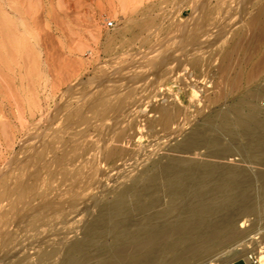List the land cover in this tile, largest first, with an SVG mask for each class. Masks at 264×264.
<instances>
[{
  "label": "bare ground",
  "instance_id": "6f19581e",
  "mask_svg": "<svg viewBox=\"0 0 264 264\" xmlns=\"http://www.w3.org/2000/svg\"><path fill=\"white\" fill-rule=\"evenodd\" d=\"M11 1L12 4H15L18 0ZM185 1L191 7L192 16L201 15L202 18L204 14L208 17L210 14L209 12L212 13L211 9L213 10L214 5L208 4L207 0H195V2L193 0ZM197 1L199 3L198 6H196ZM1 2L6 9L4 12L9 10V12L13 13L16 23L19 19V15H17L16 10L13 9L16 8L18 10L17 5L16 7L10 4L7 5L8 1L6 3L4 0H1ZM20 2L22 1L20 0ZM250 4L253 8L249 11V16L252 20H255H251L252 24L259 22V20L261 22L264 17V0H251ZM227 5L228 4H226L224 8H226ZM240 6L239 8L241 10L242 7ZM23 8L25 9V7ZM5 9L0 8L1 12ZM219 9L221 10L222 8L219 7L218 10ZM234 10L236 11L237 9ZM235 11H233L234 14L237 12ZM238 12L240 13L242 11ZM219 14L221 13L219 12ZM244 14L247 15V12ZM213 16L215 17V15ZM6 18L8 19V17ZM11 19L10 24L13 25L14 23L12 24ZM4 21L6 20L4 19ZM180 22L182 25L178 23L181 26L179 27V31H182L185 24L182 23V21ZM134 23V21H127L122 28L115 26L110 29L106 35L107 42L119 41L118 46H123L126 42L129 43L130 40L135 41L138 39L140 36L137 38L136 31L132 32V37L123 39L124 35L122 30ZM250 23H246V25L252 27L253 25L251 26ZM4 24L6 25V23ZM136 24L138 26V32L140 33L144 32L147 35L156 33V30L153 29L154 21L151 18H144ZM211 24V26L216 25L215 23ZM152 26L153 28H151ZM158 27H161V25ZM200 27H202V24L196 26L195 30L198 31ZM248 27L245 28L248 30ZM262 27V24L255 29L253 26L249 28L250 31L253 29L251 32L245 29L247 33H250H248V35L246 33V36L242 32L241 34H237L238 37L241 35L240 38L242 36L244 37L237 42V46L232 45L236 47L235 49H233V47V50L230 49V46L233 44L234 39L232 40L230 36H228V38H231V44L228 42L222 44L221 47L219 45V54L221 57L220 61H217V68H223L221 67L223 64L226 62L229 63L230 60L226 58L234 53L233 56H230L232 57L231 63L226 66L227 68L229 67V70L226 68L228 73L225 75L226 77L229 75V80L227 79V84H225L221 90L218 88V93L213 96L205 97L203 103L204 108L211 102H219L229 94L241 92L244 86L253 83L258 74L264 72L263 59L258 56H252L251 52V49L260 42ZM8 30L12 35V33L15 32L14 30L17 29L10 27ZM173 30L176 32V29ZM157 31L159 32V29H157ZM236 31L237 30L234 31V35L238 33ZM17 32H19V30H17ZM205 32H207V30H205ZM208 32L212 37L218 36L217 34H212L210 31ZM23 33L26 39L31 37V32L28 27L24 29ZM7 35L9 36V33H7ZM14 37H16V35H14ZM204 37L206 38V36ZM214 38H211V41H213ZM217 39L218 38L214 40ZM204 40L203 42H208ZM1 41L3 42V40ZM213 42L211 43L209 41L208 43L213 44ZM200 43H202L201 40ZM153 44L159 46L155 41L149 39L145 40L144 37L141 41L140 49H144L145 46H148L149 49L139 54L136 53L137 49L132 53L131 57L135 60L131 65L126 64L124 60L122 64H125L127 67L125 70L122 67L123 65H121L122 60H120V62L115 64V71L110 72L111 74L107 76H105V74L93 76L81 81V88L80 91H78L80 93L71 96L76 103L68 110L66 117L62 120L64 122L66 118L71 117L75 121V123L73 122L74 126L70 128V130H65V127L61 129V126L60 129H55L52 132L37 134V136H34L35 138L32 144L38 146V152L32 155L33 161L31 165H27V162H25L26 160L23 161L25 163L20 162L18 156L19 159H16L21 165H17L15 168L13 167L15 171L12 169L14 172L12 171L13 178L10 181L9 172H6V169L4 170L0 177V234L2 235L4 229L8 230V232L2 236L0 235V242L3 238L5 245L7 243L13 244L6 245L7 249L0 252V259L5 261H1L2 264H209L211 262L213 264H228L233 261H243L247 264V257L249 254H253L259 264H264V222L256 226L253 218L249 216L246 217L250 211L253 212L252 203H254V200H257L259 209H264V180L254 186L251 184V178L245 170L239 167H230L224 168L223 172H221L224 175L223 178L209 180V182L197 181V174H201V177L205 178V175H207L208 172L211 174V171L215 170L217 166L212 163L206 164L203 161H193V157H189L190 155H200L203 157L229 159V156H219L220 153H225L227 151L225 148H213L214 144L219 142V139L215 135V127H217L222 132L231 134L240 132V134L243 135H251L253 137V141L251 142L252 145H254L252 150H254L253 152L258 151L260 156L258 155L259 157L257 156V159H253L254 157L251 158L249 162L253 161L263 164L264 108L262 106H264V99L262 98L263 104L257 105L260 101L256 104L253 102L254 99H250L251 103L246 98H254L252 96L257 93L256 90L264 89V82L261 84L262 86L260 85V88L255 86L244 92L245 95H240L232 108L228 107L224 110L222 108V110L218 111H209L203 114L202 122H194L193 118L191 119L192 112H189V108L181 105V91H179L184 86L190 88V86L185 83L190 82V74L186 75L183 72V63L177 62V60L171 56L172 52H170V50L169 52H164V50L162 53H154L155 49H153ZM209 44H207V46ZM199 45H197L196 48H198ZM202 45L201 47H206V44L202 43ZM217 49H215L216 51H214V49L212 50L213 54L214 52H218ZM198 50L196 49V51ZM196 51H191L186 55L184 61L189 62L193 66H208L211 64L212 55H208L210 58L201 59L200 52L197 53ZM126 53H129V51ZM225 59L229 61H225ZM1 61L2 60H0V62ZM224 61L225 63H223ZM101 70L99 69V71ZM186 77H188V79H186ZM173 86H176L175 88H177V90H174ZM74 88L76 87H72L71 90ZM253 103L257 106L254 107L255 104ZM196 104V106H198L201 103ZM15 108L17 109L18 107ZM246 108L251 111L252 115H248V110ZM200 109H196V111L193 110L195 114H199L203 110ZM17 110L21 109L18 108ZM246 110L247 114H245ZM18 112L17 120L20 122V125H22L25 118L22 111ZM117 112L121 113L122 117H125L123 114L126 115L127 118L132 117V122L128 121L127 118L125 120L128 121V123L131 122L130 125L125 124V126H123L124 124H122V122L125 123L123 119L111 121V115ZM98 115H100V117H98ZM117 116H113L112 118H117ZM181 117L182 119L180 120ZM141 121L147 123L151 128L159 126L160 130L165 131L164 137L166 136L167 138L168 136L169 141L164 138V140H161V144H157L156 142L155 148L152 146V151L148 152L142 150L143 148L141 149L139 146V148H130L134 146L135 141H137V139L135 140L137 131L131 130L135 129L136 123H141ZM102 122H104V124L100 126ZM184 123L190 125L187 131H184L182 128ZM7 124L9 126L13 125L10 122H7ZM83 124H85L86 127L84 125V128L82 127L83 129L79 128V125L83 126ZM258 130L259 132L254 134V132ZM260 144L262 148L257 149L255 146ZM5 146L0 141V160L3 159L4 156L3 147L4 149L7 148H5ZM126 146H129V148H126ZM32 148L31 145L26 150L22 151V153H26L27 150ZM161 149L171 154L164 153L159 155L158 152L159 156H157L149 166L148 174L145 170L141 171L134 167L139 171L136 176L139 178L136 179V177H134L135 180L129 187L114 192V199L112 198L114 201L112 200V203L110 202L112 206L114 205V211L110 205L108 206V208L110 207L111 209L110 212L104 210L99 213L94 220L97 223L105 224L107 222L106 219L112 216V212L119 213L126 209L125 206L129 204V196H133L134 194H131V192H138L135 189L139 185L136 186V184H138V179H141L142 174L145 173L147 177L144 175L145 177L143 178L154 185L160 184L161 180L165 182H163L164 192L162 196L157 195L159 192L156 191L158 193L155 194V197L151 196L152 199L149 198L150 196H147V199H141L142 201L139 202V200L137 203L141 210L151 208L154 204L160 203L159 206H161V208L158 207L160 209L157 210L162 214L160 217L168 216L160 219L158 223L143 225L135 223L133 224V229L128 231H132V236L123 235L121 233L116 234L118 233L116 232L111 245L107 246L100 244L99 251L94 255H87V250L92 244L97 245L99 243L96 239L103 235L102 233L105 232L104 230L96 233L92 231V234L89 233L90 236H83L81 238L75 237L76 239L74 238L70 242L66 240L62 242L60 246L59 244L55 246L56 244H50L46 241H41L42 243L36 244L39 243L37 239L41 237L38 236L37 239L31 242H36L33 247H30V249H32V252H30L31 254L19 247L21 243L24 244L23 242L27 244L26 240L17 237L18 234L15 236L10 234L14 229L13 224H8L7 221H9V219L17 218L18 220L20 213L26 211L30 213L35 212L36 210H40L38 208L48 204L49 200H51V203H57L58 200L56 199H59L58 196L67 193L74 194L80 190L77 186L75 187L73 183L84 176V173H86L85 167H88V165L93 168L88 179L94 180L100 178L104 174L100 166L102 162L111 168L118 166L126 167L130 165H126V163H129L134 158V160L140 164L145 162L146 159L149 160V157L152 158V155ZM142 157L144 160H142ZM129 159L130 161H128ZM131 164L133 165V163ZM136 164L134 162V166ZM11 165L14 164L12 163ZM132 165L130 166L133 167ZM9 168L12 167L10 166ZM86 169H88L87 173L90 174L89 168ZM87 173L86 175H89ZM161 187H163V185ZM161 187L159 189L163 191ZM17 189L21 195L20 203H18L21 204V208L18 209L19 211L16 210L15 212V202H12V197L15 196L14 193L17 192ZM51 191H54V193L51 194L52 196L49 195ZM16 200L18 199L16 198ZM134 204H136V202H134ZM80 210L83 212L81 208ZM14 237L18 239H14ZM27 241L31 240L27 239ZM25 247H27V245ZM18 250L23 254H18ZM110 251H112V253Z\"/></svg>",
  "mask_w": 264,
  "mask_h": 264
},
{
  "label": "rangeland",
  "instance_id": "374dc122",
  "mask_svg": "<svg viewBox=\"0 0 264 264\" xmlns=\"http://www.w3.org/2000/svg\"><path fill=\"white\" fill-rule=\"evenodd\" d=\"M4 1L6 3L8 1V5L10 4L11 0ZM18 1H16L15 4H12L11 1L10 4L14 5L15 7L17 5V8L19 10L18 11L16 8L13 9L16 10V14L19 15V19L15 23L13 13L9 12V10L7 12H4L6 11V9L4 8L3 3L0 0V8L5 9L2 10V12L0 10V53H2L0 54V60H2L0 62V116H2L0 117V141L2 144H4V146L7 145L5 146V148L7 147L6 149H4L3 147L4 156L3 159L0 160V177L6 169V172H9L8 174H10L9 181L13 178V172L15 171L14 168L17 167V165H21L19 161L23 162L26 160L25 162H27V165H31V162L33 161L32 155H35L38 152V146L32 144L35 138L34 136H37V134L39 133L43 134L52 132L55 129H60L61 126V129L65 127V130H70V128L74 126L75 121L73 118H66L64 122L62 120L64 119V117H66L68 110H70V108L76 103L71 98V96L80 93L78 91H80L81 88V81L93 76H100L104 74L105 76H107L111 74L110 72L115 71V64H117V62H120V60H122L121 65H123L122 62L124 60L126 64L131 65L132 62L135 60L131 57L132 53H134L137 49L139 50L136 51L137 54L143 53L144 50L149 49L148 46H145L144 49L141 48L142 50L140 49V44L144 37L145 40L149 39L151 41H155L159 45L156 46V44H153V49H155L154 53H162V51L164 50V52H169L170 50V52H172L171 56L175 58L177 62L183 63V72L186 75L190 74V82H185L186 85L190 86V88L184 86L179 91H181V105H184L183 107L189 108V112H192L191 119L193 118L194 122H202L203 114H206L209 111H218L222 110V108L224 110L228 107L232 108L233 104H236V101L238 100L240 95H243L244 92H246L250 88H254L255 86L257 88H260V85L264 82V72L259 73L255 81H253V83L249 85L244 86L241 92L229 94L224 99H221L219 102H211L208 104L207 107H203L205 97L213 96L214 94L218 93V88L221 90L222 87L227 84V81L229 80V75H227V77L225 75L228 73L229 70V67L227 68L226 66L231 63L232 57L230 56H233L234 53H232V55L230 54L229 57L226 58L230 60L229 63H225V61H229L225 59V61L223 62L225 64L221 66L223 68H217V61H220L221 57L219 54V45L221 47L222 44L228 42H230L229 44H231V41L234 39L233 44H231V46H237V42L242 37H244L242 36L240 38L241 35H239L238 37L237 34H241L242 32L246 36L248 30L249 32L253 30L251 29L250 31L249 28H252L254 26L255 29L262 24L263 27L260 35V42L257 46L251 49V52L252 56H258L264 61V17L262 18L261 22L259 20L261 24L259 22H254L256 25L252 24V21L255 20H252L249 16V11L253 8V6L250 4L251 0H224L225 2L223 0H207L208 4H212V6L214 5L213 10L211 9L212 13L209 12L212 15L209 14L207 17L206 14H204L202 18L201 15H191V7L186 3L185 0H129L131 2V5L128 0H21L22 2H20V0ZM193 1L195 2V0ZM25 2L27 5L25 4ZM30 3L33 5H31ZM225 3L228 4L226 8H224L226 5ZM123 4L125 7L123 6ZM198 4L199 3L197 1L196 6H198ZM239 6L242 7L241 10ZM23 7H25L26 10ZM219 7L222 9L218 10ZM234 9H237V12ZM215 10L218 11L216 12ZM233 11L238 14H234ZM238 11H242L243 14L242 12H240V14ZM219 12L221 14H219ZM246 12L249 18L247 17V15L244 14ZM213 15H215V17ZM6 17H8V19ZM144 18L153 19L154 28L153 26L151 28L155 29L156 33H151V35H147L144 32H138V26L136 23ZM4 19L6 21H4ZM10 19L12 20V24L14 23L13 25L10 24ZM249 20H252L251 23ZM124 21H134L135 23L130 24L128 28H124L122 30L124 35L123 39L132 37L133 31H136L137 38L138 36L140 37L135 41L130 40L129 43L126 42L123 46H118L119 41L107 42V32L115 26L122 28L125 24ZM180 21H182V23H184L186 26L182 28V31H179V27H181L180 25H182ZM4 23H6V25ZM211 23H215L216 25L211 26ZM246 23H250V25L253 26L248 27ZM200 24H202V27H200L199 30L196 31V26ZM157 25H161V27H158ZM7 27L16 28L17 30H19V32H17V30H14L15 32L12 33V36ZM27 27L31 32V37L26 39L23 31ZM156 27L157 29H159V32L157 31ZM245 27H248V30ZM208 28L211 30H209ZM173 29H176V32H174L175 30ZM239 29H242L243 31ZM205 30H207V32H205ZM235 30H237L236 32H238L235 33L236 35H234ZM208 31H210L212 34H217L219 37H216L214 35L213 36L215 38L212 37L211 35H209L210 33ZM201 32H204L206 35L204 33L202 34ZM7 33H9V36L7 35ZM14 35H16V37H14ZM204 36H206V38ZM209 36L211 38L218 39H213V42L211 41L212 39ZM228 36H230L232 40L230 37L228 38ZM1 40H3V42ZM200 40L202 43L206 44V47H201L203 45L202 43H200ZM203 40L208 42L210 41L211 43L213 42V44L203 42ZM196 44H201L199 45L201 49L199 46L198 48H196ZM207 44L209 45L207 46ZM231 46L230 49L234 47ZM235 48L236 47H234L233 49ZM196 49L199 50L196 51ZM213 49L214 51H216L215 49H217L218 52H214L213 54ZM127 51H129V53H126ZM191 51H196L197 53L200 52V58L202 57L201 59H206L208 55H212L211 64H209L208 66H193L189 62H185L184 57L188 55ZM208 58H210V56ZM122 67L124 70L127 68L125 64ZM226 68L228 70H226ZM99 69L102 70L99 71ZM186 79H188V77H186ZM74 86L76 88L71 90V88ZM175 87L176 86H173V89L177 90V88ZM186 89H188L189 91ZM259 90H256L258 94L255 92V95L257 97L253 95L252 97L254 98L248 97L246 99L249 100V102H251L250 99H254L253 102H255L256 104L260 101V103H258L257 105L263 104L264 89ZM196 103L201 104L196 106ZM256 104L254 105V107L257 106ZM15 107H18L21 110H17L18 108L16 109ZM262 107L264 108V106ZM192 108L195 111L196 109L203 110L201 111V113L195 114V111ZM247 110L245 114H247ZM18 111H22L23 116L25 118L22 125H20V122L17 120V115L19 113ZM249 111L250 110H248V115H252L251 111L250 113ZM113 116H117V118H112ZM123 116L125 117H122V114L117 112L114 113V115L112 114L110 118L111 121H114L115 119H123L125 121L127 117L124 114ZM98 117H100V115H98ZM131 118L132 117H128L127 120L132 122ZM181 119L182 117L180 118V120ZM128 121H125V123L122 122V124H124L123 126H125V124L130 125L131 122L128 123ZM7 122L12 123L13 125L9 126ZM143 123L144 121H141V123H136V127H134L136 130H131L137 131V135L135 136V140L137 139V141H135V145L131 146L130 148L140 147L141 149L143 148L142 150H146L148 152L152 151V149L155 148L156 142L157 144H159L160 142H162L161 140H164V138L168 139L169 141L168 136L167 138L166 136L164 137L165 131L160 130L159 126L151 128L150 126H148L147 123ZM103 124L104 122L100 123V126ZM3 125L5 126L2 127ZM81 125H79V128H84L85 124H83V126ZM189 127L190 125L188 123H184L182 128L184 131H187ZM256 132H259V130L255 131L254 134ZM215 135L219 139V142L214 144L213 148H225L227 151L225 153H220L219 156H229V159L190 155L189 157H193V161H203L206 164L212 163L217 166L215 170L211 171V174L210 172H208L209 175L207 173V175H205V178L201 177V174H197V181L209 182V180L211 181L217 178H223L224 175L221 172H223L224 168L230 167H239L245 170L251 178V184L254 186L258 185L260 181L264 180V163L260 164L258 162L253 161L249 162L251 158L254 157L253 159H257L260 156V153L258 151L253 152L254 150H252L254 148V145H252L251 142L253 141V137L251 135H243L240 134V132H236L233 134L222 132L217 127H215ZM31 145L33 147L32 149L27 150L26 153H22V151L26 150ZM255 147L257 149H260L262 148V145L260 144ZM126 148H129V146H126ZM158 152L159 155H162L164 153L171 154L169 152H166V150L161 149L157 151L154 155H152V158L149 157V160L146 159L145 162H139L142 165L138 164V162H136L134 158L133 160L131 159L132 161H130L129 159L128 161L130 162L126 163V165H132L131 163H133V167H131L130 165H125L126 167L118 166L111 168L107 166V164L102 162L100 166L102 171H104V174L100 178L94 180L88 179L93 170V168L88 165V167H85V172L87 173L88 169L86 168H89L90 174L87 173L89 175H86V173H84V176H82L81 179L79 178L73 183L75 187L77 186V188L80 189L78 190L79 192L77 191L74 194L67 193L58 196L59 199L56 200H58L59 206L57 201V203H51V200H49L48 204H45L41 208H38L40 210H36L35 212L31 213L29 211L20 213L18 220L17 218H11L12 220L9 219V221L7 222L8 224H13L14 229L13 232H11L10 234L12 236L18 234L17 237H20V239L22 240H26L27 244L23 242L24 244L21 243L19 247L21 249L23 248V250H26L27 253L31 254L30 252H32V249H30V247H33L36 243L31 242L37 239L38 236L41 237L37 239L39 240V243L36 244H40L46 241L50 244H56L55 246H58V244L60 246L61 243L65 242L66 240L67 242H70L75 237H87L90 236L89 233H91L92 231L96 233L102 232L104 230L105 232L102 233L103 235L96 239L97 241H99V243H96H98V246L100 244L108 246L111 245V243L113 242L114 234L116 232H118L116 234L121 233L123 235L125 234L127 236H132V231H128L133 229V224L135 223H139L140 225L158 223L160 219H163L168 216L167 215L165 217H160L162 214L157 211L161 208V206H159L160 203H156L153 207L145 210H141L137 203L139 200V202H141V199H147V196H150L149 198L152 199V197H155V194H157L158 192L159 193L157 195L162 196L164 192L165 182L161 180L160 184L154 185L153 183H150L148 180L146 181V179L143 178L146 176L145 173L142 174L141 179H138V184H136V186L139 185L135 189L138 192H131V194L134 193L133 196L135 198L132 195L129 196V204H127L128 206H125L126 209L119 213H114L111 211L112 216H109L106 219L107 222L105 224H100L94 221L98 214L103 212L104 210L106 212H110L111 207L114 211V205H111L112 200L114 199V192L129 187L134 182V177H136L137 173H139L138 170H145V172L148 174L149 166L153 163L154 159L159 156ZM18 156L20 158L19 161H17V159H19ZM142 160H144L143 157ZM148 161L150 162V164ZM10 162L14 165H11ZM134 162L135 164L137 163L135 166ZM10 166L12 168H9ZM134 167H136V169L138 170H136ZM137 178L139 177H136V179ZM162 185L163 187H161ZM160 187L163 188V191L159 189ZM16 191V193H14L15 196L12 197V202H15V212L16 210L21 208V204H18L20 203L21 195L19 194L18 189ZM53 193L54 191H51L49 192V195ZM93 194H95L96 196ZM15 197L19 201L16 200ZM134 202H136V204H134ZM108 206L110 207L108 208ZM258 206L259 205L257 203V200H254V203H252L253 212L250 211V213L246 215V217L249 216L250 218H253L255 220L256 226L264 222V209L261 210ZM80 208L83 212H81ZM7 232L8 230L4 229L2 231V235L6 234ZM17 237H14V239H18ZM27 239H30L31 241H27ZM29 243L30 245H32L30 246ZM10 244L13 243H7L6 245ZM6 245L4 239L2 238V241L0 242V252L7 249ZM26 245L27 247H25ZM92 245L89 248L90 250H87V255H94L99 251L100 246L98 247L96 244ZM19 250L18 254L22 255L23 253H20ZM110 252L112 253V251ZM1 261L5 262L4 260L0 259L1 264ZM233 264L245 263L243 261H233Z\"/></svg>",
  "mask_w": 264,
  "mask_h": 264
},
{
  "label": "built area",
  "instance_id": "2783aa9c",
  "mask_svg": "<svg viewBox=\"0 0 264 264\" xmlns=\"http://www.w3.org/2000/svg\"><path fill=\"white\" fill-rule=\"evenodd\" d=\"M247 259H248L247 264H259V262L257 261L256 257L253 254H249ZM209 264H213V263L211 262ZM228 264H233V262Z\"/></svg>",
  "mask_w": 264,
  "mask_h": 264
}]
</instances>
